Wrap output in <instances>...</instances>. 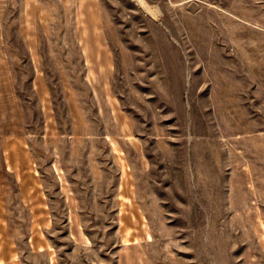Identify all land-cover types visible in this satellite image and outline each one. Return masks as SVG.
Returning <instances> with one entry per match:
<instances>
[{"label": "rangeland", "instance_id": "rangeland-1", "mask_svg": "<svg viewBox=\"0 0 264 264\" xmlns=\"http://www.w3.org/2000/svg\"><path fill=\"white\" fill-rule=\"evenodd\" d=\"M0 264H264V0H0Z\"/></svg>", "mask_w": 264, "mask_h": 264}]
</instances>
